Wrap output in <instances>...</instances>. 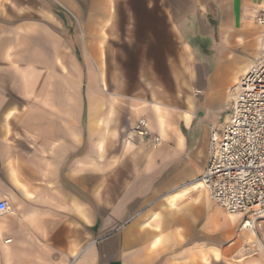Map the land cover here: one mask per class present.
I'll use <instances>...</instances> for the list:
<instances>
[{"label":"crops","instance_id":"0c3cea01","mask_svg":"<svg viewBox=\"0 0 264 264\" xmlns=\"http://www.w3.org/2000/svg\"><path fill=\"white\" fill-rule=\"evenodd\" d=\"M159 1L172 38L134 88L74 2L0 0V264H264V219L243 228L198 182L264 0Z\"/></svg>","mask_w":264,"mask_h":264},{"label":"built area","instance_id":"2783aa9c","mask_svg":"<svg viewBox=\"0 0 264 264\" xmlns=\"http://www.w3.org/2000/svg\"><path fill=\"white\" fill-rule=\"evenodd\" d=\"M259 22L264 25V15ZM233 97V114L222 136L211 132L209 163L199 179L227 211L250 215L243 228H257L264 219V49L259 62L241 77ZM133 131L143 141H161L144 116ZM9 210L8 200H0V214ZM259 237L253 245L264 252V235Z\"/></svg>","mask_w":264,"mask_h":264},{"label":"rangeland","instance_id":"374dc122","mask_svg":"<svg viewBox=\"0 0 264 264\" xmlns=\"http://www.w3.org/2000/svg\"><path fill=\"white\" fill-rule=\"evenodd\" d=\"M68 1L74 2L78 11L82 12L80 16L89 22L93 37H102L107 65L116 67L126 78L134 80V88L136 84L141 86L144 83L141 77H146L148 71L161 70L162 49L169 44L172 36L165 29L162 4L159 0ZM233 49L245 55L247 62L244 67L258 63L263 52V49L252 43ZM183 65L182 63V67ZM223 107L224 109L217 111L215 120L223 121L225 114L232 111L233 104L230 102ZM205 112L204 109L199 111L201 115ZM204 125L205 121L199 119L197 129L200 131ZM258 232L261 236L259 229Z\"/></svg>","mask_w":264,"mask_h":264},{"label":"bare ground","instance_id":"6f19581e","mask_svg":"<svg viewBox=\"0 0 264 264\" xmlns=\"http://www.w3.org/2000/svg\"><path fill=\"white\" fill-rule=\"evenodd\" d=\"M264 49V48H263ZM255 64H252V66L251 67H253ZM250 67V68H251ZM249 68V69H250ZM237 86V85H236ZM198 182L200 183V185L203 187V188H205V189H207L209 192H210V190L206 187V185L204 184V182L202 181V179H198ZM211 194V193H210ZM211 197H212V195H211ZM251 224H252V222H251ZM256 227H257V223H256ZM250 229H253V230H255L256 232H257V228H255V227H252V228H250ZM257 234H258V232H257ZM259 234H258V237H257V239H255L256 241L257 240H259ZM254 240V241H255Z\"/></svg>","mask_w":264,"mask_h":264}]
</instances>
